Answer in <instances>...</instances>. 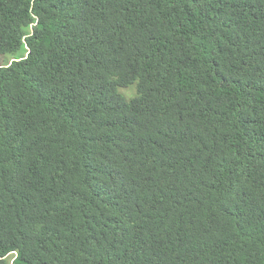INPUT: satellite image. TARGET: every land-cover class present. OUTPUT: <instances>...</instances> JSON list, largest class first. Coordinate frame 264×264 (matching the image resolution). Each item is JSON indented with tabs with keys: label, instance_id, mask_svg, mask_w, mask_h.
Segmentation results:
<instances>
[{
	"label": "trees",
	"instance_id": "trees-1",
	"mask_svg": "<svg viewBox=\"0 0 264 264\" xmlns=\"http://www.w3.org/2000/svg\"><path fill=\"white\" fill-rule=\"evenodd\" d=\"M0 58V264H264V0H0Z\"/></svg>",
	"mask_w": 264,
	"mask_h": 264
},
{
	"label": "rangeland",
	"instance_id": "rangeland-1",
	"mask_svg": "<svg viewBox=\"0 0 264 264\" xmlns=\"http://www.w3.org/2000/svg\"><path fill=\"white\" fill-rule=\"evenodd\" d=\"M0 64H3V59H2V58H0ZM122 92H123L128 98H130V97H132V96L134 95V93H135V88L133 87V88H129V89H126V90H122ZM127 100H129V99H127Z\"/></svg>",
	"mask_w": 264,
	"mask_h": 264
}]
</instances>
